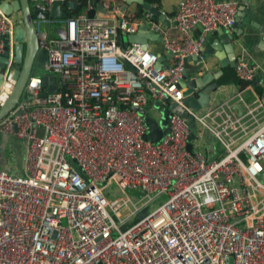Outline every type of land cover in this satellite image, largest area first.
<instances>
[{"label": "built area", "instance_id": "1", "mask_svg": "<svg viewBox=\"0 0 264 264\" xmlns=\"http://www.w3.org/2000/svg\"><path fill=\"white\" fill-rule=\"evenodd\" d=\"M68 1L29 3L49 14ZM100 3L102 19H88V3L72 18L33 20L44 71L0 120V139L13 136L24 150L19 173L0 168V264H264V95L244 99L259 70L237 58L235 74L248 86L226 88L198 111L179 87L191 57L186 82L207 74L206 38L231 31L239 3L182 0L164 14L168 27L147 11ZM143 25L162 38V56L170 53L160 70L151 42L122 45ZM14 30L0 8V59ZM13 66L10 45L0 108ZM43 77L54 82L44 86ZM165 111L166 132L149 141L147 118L160 125Z\"/></svg>", "mask_w": 264, "mask_h": 264}, {"label": "water", "instance_id": "2", "mask_svg": "<svg viewBox=\"0 0 264 264\" xmlns=\"http://www.w3.org/2000/svg\"><path fill=\"white\" fill-rule=\"evenodd\" d=\"M241 1L244 5L249 3V0ZM118 2L123 5V11H126L131 6L140 7L142 8V10L152 14L153 21L161 22L165 27L169 26V21L165 18L164 13H162L156 6L148 3L147 0H119ZM88 3L91 8V10L87 12L88 19L104 18V9L102 8L100 0H88ZM0 8H2L5 14L17 18L15 21V30L13 33L12 43L10 44L9 38L5 41L3 47L4 53L0 59V67H4V65H6L8 61V53L11 45L14 54L12 79L15 81V85L9 98L0 108V120H2L16 108L17 104L20 101L24 86L29 80L31 74L33 72H37L40 74L44 71V65L46 64V54L44 52H39L37 31L34 26L33 20L46 19L48 17L52 19L65 20L68 18L67 10H74L76 8V3L74 1L68 2L66 11L59 3H55L52 6L49 14H41L39 12L32 13L29 0H0ZM244 15L245 21L243 23L247 24L252 29L257 30L261 34V41L264 42V25H255L253 22H251L252 20H250V16H247L249 15V9H247L245 6H242V8L237 12L235 23L232 27L233 34H226L223 29H219L216 31L219 39L224 38L226 40V43H224V45H221L220 50L221 52H223V55L217 56L220 63L219 71L215 74L207 73L204 76L197 77L196 79H192L186 82V79L191 77L192 75L191 65H194L198 58L191 57L189 59V63L186 65V70L183 78L179 82V87L185 89L183 94L184 97H186L185 104L191 109L198 111L206 108L210 102L211 94L216 92L219 88L217 81L223 75L222 69L228 65L231 68H235L237 59L234 54V46L236 44L235 38L241 37L244 33L241 22L238 20V18L243 17ZM250 40L253 39L250 37ZM148 42L161 43L162 38L158 34L149 31L146 25H143L139 27L138 32L135 35L125 37L122 41V45L123 47H126L131 44H139L144 49H146V45ZM202 54L205 56H210L213 54V52L209 51L208 49H203ZM169 57L170 53L166 57L157 55L156 70H160L163 63L167 59H169ZM124 64L128 69L133 70V68L128 63ZM42 81L44 86H46L48 83H53L54 78L48 79V77H43ZM260 82L264 85V75L262 73H259V75H257L252 85L255 86ZM1 84L2 77L0 76V86ZM194 89L200 90V94L197 99L192 96V92ZM48 92L55 93L56 88L48 89ZM155 107L158 110H161V106L159 104H156ZM235 109L238 110L239 113H241L242 106H235ZM169 110H172L182 118H186L184 112L174 108V106L172 105L169 106ZM140 113L144 114V111H141ZM20 114L21 112L19 110H16V115ZM168 114L169 111H165L163 113V121L160 123V125L154 121H150V123H147L149 131L147 139L149 141H159L164 132H166L168 128ZM144 120L146 121V119ZM187 124L192 132L189 136L190 143L194 138L193 131L195 130V125L194 121L191 118H188ZM191 149L192 146L189 144L188 150ZM145 214L146 209L139 214L138 218H142Z\"/></svg>", "mask_w": 264, "mask_h": 264}, {"label": "crops", "instance_id": "3", "mask_svg": "<svg viewBox=\"0 0 264 264\" xmlns=\"http://www.w3.org/2000/svg\"><path fill=\"white\" fill-rule=\"evenodd\" d=\"M112 1L118 2L119 0H112ZM181 1L182 0H161L159 6L158 5H154V6H156L166 16L171 17L176 12L178 4ZM236 1L239 3V10L242 8V6H245L247 9H249V15L247 16H250V20H252L251 22H253L255 25H264V0H249V3L246 5H244L241 0H236ZM62 7L66 11L67 4L63 5ZM137 8L138 7L136 6L129 7V9L132 11L133 10L137 11ZM71 11L73 10H67V15ZM13 19L16 21L17 18L13 16ZM238 20L241 22L244 33L241 37L235 38L236 44L234 46V54L236 58L242 57L248 64L252 66H256L259 70L258 75L259 73H262L264 75V42L261 41V34L257 30L252 29L247 24L243 23L245 21V15L243 17H239ZM53 31L54 29L51 27V32ZM224 32L226 34H233L232 29L231 31L224 30ZM52 36L55 37L56 33L54 32ZM250 37L253 40H250ZM224 43H226V40L224 38L219 39L217 32L209 35L206 38L204 49H208L209 51L213 52L212 55L206 56L207 65L204 70L206 73L215 74L216 72L219 71L220 63L217 56L223 55V52H221L220 50H221V45L222 44L224 45ZM150 49L157 55H165V51L161 43L151 42ZM226 67H230V66L228 65ZM250 86L251 89L244 92V99L247 102L252 101L257 96L264 95V85L261 84V82L256 84L255 86H253L252 83H250ZM233 87L237 89V87L240 86L237 84L219 85L218 90L216 91L215 94L212 95L210 101L215 99L216 100L223 99L224 96L222 91L226 88H229V90L232 91ZM23 156H24V150H23L22 142H19L13 136L1 137L0 168H3L11 173H16V174L19 173L23 163Z\"/></svg>", "mask_w": 264, "mask_h": 264}, {"label": "trees", "instance_id": "4", "mask_svg": "<svg viewBox=\"0 0 264 264\" xmlns=\"http://www.w3.org/2000/svg\"><path fill=\"white\" fill-rule=\"evenodd\" d=\"M76 2V8L68 13V18L75 17L82 13L88 4V0H74ZM148 3L152 5H158L160 4L161 0H147ZM142 13V8H137L136 15H140ZM219 85H227V84H237L241 88H245L248 86V83H245L243 81H240L236 74H235V68L226 67L223 69V75L221 78L217 81ZM263 96V95H260Z\"/></svg>", "mask_w": 264, "mask_h": 264}, {"label": "rangeland", "instance_id": "5", "mask_svg": "<svg viewBox=\"0 0 264 264\" xmlns=\"http://www.w3.org/2000/svg\"><path fill=\"white\" fill-rule=\"evenodd\" d=\"M213 94H215V92L211 94V97H212ZM22 99H23V101H24V97H22ZM154 116H157V115L154 114ZM150 118H151V117H150V115H149V117L147 118V123H150ZM191 133H192V132H191ZM193 134H195V133L193 132Z\"/></svg>", "mask_w": 264, "mask_h": 264}]
</instances>
